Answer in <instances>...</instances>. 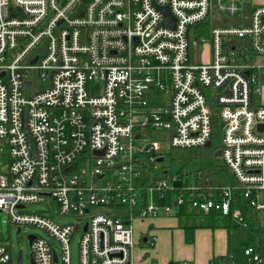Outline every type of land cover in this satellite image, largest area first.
<instances>
[{"label": "built area", "instance_id": "obj_1", "mask_svg": "<svg viewBox=\"0 0 264 264\" xmlns=\"http://www.w3.org/2000/svg\"><path fill=\"white\" fill-rule=\"evenodd\" d=\"M240 2L0 0V212L20 231L49 236L34 235L29 264H73L80 231L79 264H134L135 222L174 206L244 228L248 214L264 211V5L244 15ZM215 14L240 19L193 40ZM216 127L235 187L205 189L194 176L181 183L167 169L137 186L141 168L152 174L172 149L206 147ZM167 190L178 192L173 207L160 204ZM49 199L58 215L52 206L26 210ZM245 256L264 264L255 247ZM18 258L0 246V264Z\"/></svg>", "mask_w": 264, "mask_h": 264}, {"label": "crops", "instance_id": "obj_2", "mask_svg": "<svg viewBox=\"0 0 264 264\" xmlns=\"http://www.w3.org/2000/svg\"><path fill=\"white\" fill-rule=\"evenodd\" d=\"M261 5H264V0H258V4L252 2L243 4L244 15H248L255 6ZM239 19L237 18L235 21L227 15L215 14L210 19L211 28L230 24L232 21L236 24ZM204 31L203 28L198 27L194 28L193 33L205 36L207 34L203 33ZM163 201L160 204L163 205ZM181 207L185 206H174V209ZM197 214L211 216L217 213L201 214L187 207L184 215L172 214L170 216L137 220L134 224L136 247L133 250V263L211 264L216 258L230 257L233 238L241 231L236 228L238 224L230 217H226L229 220L223 224L214 221L212 217H209L208 223H198L194 219ZM250 220L255 221L256 219L254 220L253 215L248 214L249 225ZM187 226L196 227L192 244L186 241L185 228Z\"/></svg>", "mask_w": 264, "mask_h": 264}, {"label": "rangeland", "instance_id": "obj_3", "mask_svg": "<svg viewBox=\"0 0 264 264\" xmlns=\"http://www.w3.org/2000/svg\"><path fill=\"white\" fill-rule=\"evenodd\" d=\"M254 3L258 4V0H241L240 6L242 7L243 4H248V3ZM206 51V49H205ZM38 53L37 50H35L32 54L34 57ZM205 55V52H204ZM193 57L195 60H200L199 52L197 48L193 49ZM204 57V56H203ZM257 63L264 64V57H258ZM38 83H41L42 86H47L48 82L43 83L42 81L38 80ZM165 161L162 162L160 165H157V169H152V176L154 177H160L164 170L169 168L170 166V155L169 153H166L164 155ZM216 161L218 163H222L221 158H216ZM1 162H2V168H5L6 165L8 164V150L7 148L3 149V153L1 156ZM176 171V170H175ZM166 198L163 201L162 206H172L173 203L176 200V198L179 197L178 192L172 191V190H167L165 194ZM50 202L49 204H44V205H32L27 207V211L29 212H38V211H48L50 213L51 211V206H52V211L54 214L58 215V205L57 203L49 199ZM187 211V207H181L179 209H174L173 214H182L184 215ZM209 217H212L214 221H217L219 224H223L224 222H227L229 219L226 217L219 216L217 214H212L211 216H202L197 214L194 216L195 222H209ZM54 220L59 222L60 224H66V223H71V224H77L78 219L75 216H53ZM235 221V220H234ZM256 221L254 222L250 220V225L251 229L247 230L244 227L238 225L236 227L237 229H240L241 231L238 232L232 241V250H231V255L230 257H233L232 263L233 264H248V259L245 256V251L248 249L249 246L254 247L256 245L255 239L257 236V233H262L264 234V211L260 212L258 216H256ZM236 222V221H235ZM216 225V224H215ZM237 226V225H236ZM18 227L13 226L10 222L9 215L5 212H0V246H6L9 247V250H11L16 258H18L20 252L23 253V259H24V264H29L30 259V242H29V237L33 235H38L44 238H49L47 233L38 227L34 226H24L21 230L20 233H18ZM82 232H78L71 243V254H72V262L73 264H79V241L82 236Z\"/></svg>", "mask_w": 264, "mask_h": 264}, {"label": "trees", "instance_id": "obj_4", "mask_svg": "<svg viewBox=\"0 0 264 264\" xmlns=\"http://www.w3.org/2000/svg\"><path fill=\"white\" fill-rule=\"evenodd\" d=\"M211 22L207 20L197 26L203 28V33L209 34L211 30ZM195 33V32H194ZM193 40L198 39L196 34H192ZM222 148L220 133L216 127L215 135L209 147H202L196 149H172L169 152L170 166L169 171H174L180 178L181 183L187 176H194L197 181L202 182L205 189L219 188V187H235L236 181L229 169L223 164L216 161V154ZM176 170V171H175ZM141 177L137 186L143 191L152 185L153 176L151 171L147 168H141ZM254 220L256 215L253 214ZM254 222H257L256 220ZM196 227L185 228L186 241L189 244L194 242V230ZM247 230L250 228H245ZM254 246L257 251L264 256V234L257 233ZM228 260V257H221L214 259L215 264H219Z\"/></svg>", "mask_w": 264, "mask_h": 264}, {"label": "water", "instance_id": "obj_5", "mask_svg": "<svg viewBox=\"0 0 264 264\" xmlns=\"http://www.w3.org/2000/svg\"><path fill=\"white\" fill-rule=\"evenodd\" d=\"M162 12L164 13L165 15V21H164V24L165 25H168V26H171V27H174L175 26V18L173 17V15L171 14L170 10L168 7H164V8H161ZM46 52V51H44ZM37 60V59H36ZM35 60V61H36ZM27 85H29V83H27ZM211 145V143H208L206 147H209ZM216 157L217 158H220L221 157V152H217L216 154ZM159 163H162L165 161V158H160L158 159ZM21 231L18 230V233H20ZM34 235L33 236H30L28 239H29V242L31 243L33 240H34ZM18 264H22V253L20 252L19 254V258H18ZM32 264H34V262L32 261Z\"/></svg>", "mask_w": 264, "mask_h": 264}]
</instances>
